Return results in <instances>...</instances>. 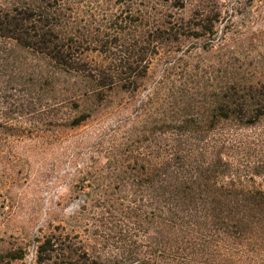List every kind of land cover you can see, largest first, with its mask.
<instances>
[{
    "label": "trees",
    "instance_id": "1",
    "mask_svg": "<svg viewBox=\"0 0 264 264\" xmlns=\"http://www.w3.org/2000/svg\"><path fill=\"white\" fill-rule=\"evenodd\" d=\"M66 4L0 0V61L18 65L30 90H49L77 110L83 99H105L117 85L137 89L139 74H148L151 56L159 54L165 41L186 35L199 39L213 31L216 21L202 7L194 17L196 27L189 28L192 32L183 34L166 21L150 30L144 24L151 17L146 11L138 15L142 25L134 35L122 27L117 12L82 16ZM158 15L165 17L163 12ZM92 54L100 61H93ZM188 101L184 105L198 109L197 116L178 111L172 121L160 116L152 128L136 130V140L110 168V180L118 189L115 199L123 202L121 217L148 224L156 236L157 250L131 264H204L206 238L220 233L264 236V82L252 83L247 92L232 91V82H227L203 106ZM90 117L81 113L70 126ZM167 135L170 139L165 140ZM102 179L95 175L85 186L91 190V211L105 208L116 219ZM80 210L78 214L87 212V205ZM90 249V240L76 242L60 231L38 242L36 256L40 264H125ZM23 257L22 252L11 255L12 260Z\"/></svg>",
    "mask_w": 264,
    "mask_h": 264
},
{
    "label": "rangeland",
    "instance_id": "2",
    "mask_svg": "<svg viewBox=\"0 0 264 264\" xmlns=\"http://www.w3.org/2000/svg\"><path fill=\"white\" fill-rule=\"evenodd\" d=\"M66 3L82 16L117 12L123 17L122 27L134 35L142 25L138 15L146 11L151 17L144 24L150 30L166 21L183 34L192 32L189 28L196 27L202 7L216 21L213 31L199 39L186 35L165 41L159 54L151 56L148 74H139L137 89L117 85L105 99H83L78 110L49 90H30L18 65L0 61V264H40L38 242L60 231L76 242L90 240L91 253L118 257L125 264L148 257L157 250L156 236L148 224L121 217L123 202L115 199L118 189L113 177L110 180V168L121 161L125 146L136 140V130L152 128L161 117L172 121L178 111L184 116L199 114L184 101L193 99L203 106L227 82H232V91L245 92L252 83L264 82V0ZM90 56L100 61L96 54ZM84 112L91 117L80 126H70ZM158 137L163 139V134ZM98 174L116 219L105 208L91 211L87 197L91 190L85 186ZM84 205L87 212L78 214ZM21 252L22 259H11ZM201 255L204 264H264V236L220 233L204 239Z\"/></svg>",
    "mask_w": 264,
    "mask_h": 264
}]
</instances>
